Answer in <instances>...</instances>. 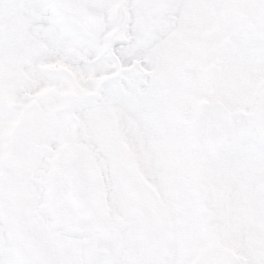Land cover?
I'll list each match as a JSON object with an SVG mask.
<instances>
[{
  "label": "snow or ice",
  "instance_id": "1",
  "mask_svg": "<svg viewBox=\"0 0 264 264\" xmlns=\"http://www.w3.org/2000/svg\"><path fill=\"white\" fill-rule=\"evenodd\" d=\"M0 264H264V0H0Z\"/></svg>",
  "mask_w": 264,
  "mask_h": 264
}]
</instances>
